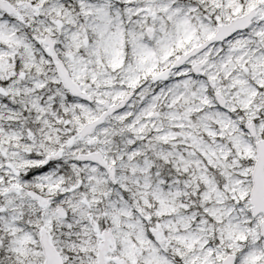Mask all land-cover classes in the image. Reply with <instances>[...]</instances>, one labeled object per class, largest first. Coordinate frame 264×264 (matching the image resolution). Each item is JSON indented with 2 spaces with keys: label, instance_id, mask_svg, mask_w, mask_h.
Masks as SVG:
<instances>
[{
  "label": "snow or ice",
  "instance_id": "snow-or-ice-1",
  "mask_svg": "<svg viewBox=\"0 0 264 264\" xmlns=\"http://www.w3.org/2000/svg\"><path fill=\"white\" fill-rule=\"evenodd\" d=\"M0 264H264V0H0Z\"/></svg>",
  "mask_w": 264,
  "mask_h": 264
}]
</instances>
